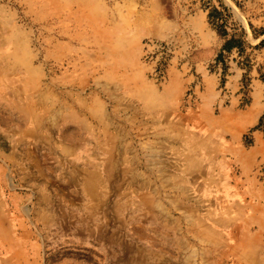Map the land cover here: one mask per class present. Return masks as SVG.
<instances>
[{
  "label": "rangeland",
  "instance_id": "obj_1",
  "mask_svg": "<svg viewBox=\"0 0 264 264\" xmlns=\"http://www.w3.org/2000/svg\"><path fill=\"white\" fill-rule=\"evenodd\" d=\"M203 28L264 87V0H0V264H264V165L245 167L264 110L237 117L264 94L219 98ZM169 37L157 84L141 42ZM200 74L225 119L195 115Z\"/></svg>",
  "mask_w": 264,
  "mask_h": 264
},
{
  "label": "crops",
  "instance_id": "obj_2",
  "mask_svg": "<svg viewBox=\"0 0 264 264\" xmlns=\"http://www.w3.org/2000/svg\"><path fill=\"white\" fill-rule=\"evenodd\" d=\"M197 15L196 17H194ZM202 15V16H200ZM194 16H190L194 18V22H197L195 25L194 22L193 26L194 28L200 27V21L201 17L204 20L205 19V13L202 12V14H197L194 13ZM191 18V19H192ZM176 21H173L172 23L175 24V27H181L182 22H188L189 19H183L182 16L178 17L176 16ZM191 21V20H190ZM186 28H189V26H185ZM202 27V26H201ZM200 27V28H201ZM149 33L156 34V31H149ZM193 35V41L196 47V51L191 57V60L193 61V64L195 66V69H197V66L207 60H210L212 58H215L217 55L220 53L227 51L231 48L229 45V42H226L225 35H219L217 34L214 30H206L205 28L200 29L199 32L196 31L195 34ZM250 56H253L252 54ZM255 60L251 61V64L247 67L246 69V76L247 80L249 81V86H251V89L247 91L246 96L249 97V106L251 103L258 99L260 96H263L264 94V87H253V82L255 81L254 76L257 74V68H258V63L255 62L252 64L253 61H256V58L254 57ZM203 67L201 66V69ZM230 72L227 78V81L225 83V87H227L229 91V103L232 102V100L237 101L238 95H237V79L240 76V72H236V70L233 67L229 68ZM255 74V75H254ZM201 75V82L203 84V89L201 91L202 97H199V104H198V112L195 113V115L198 117L201 115L200 113L204 109L205 114L207 117L210 116H215L219 118L220 120L225 119L228 113L227 108H223V106H220L216 112V114H213L210 112V109L212 108L213 104L216 102L217 98V93L215 91V86L213 87L211 84V80L206 74L205 76ZM258 105L256 107L252 106L249 110L245 111L244 114L240 113L237 114L238 117V123L240 127V131L248 129L250 126H252L256 121L258 116L263 112L264 110V104H261L260 101H258ZM230 105V104H229ZM225 107V106H224ZM261 135V134H260ZM259 139V140H258ZM257 144L255 146V150L250 152L246 158H245V167H251L256 164L258 165H264V144H260V138H258ZM253 140V139H252Z\"/></svg>",
  "mask_w": 264,
  "mask_h": 264
},
{
  "label": "built area",
  "instance_id": "obj_3",
  "mask_svg": "<svg viewBox=\"0 0 264 264\" xmlns=\"http://www.w3.org/2000/svg\"><path fill=\"white\" fill-rule=\"evenodd\" d=\"M181 43L182 48L184 49L181 50L180 55H182V53L185 54L188 49H191V45L187 39H183ZM176 49L178 48L176 47V40L173 37L163 40L145 39L141 42V60L147 65L148 75L154 83L161 84L165 81L166 70L175 57ZM232 58L236 65V60L240 59V56L237 52H233V56L222 52L219 58H212L205 64V70L214 76L216 87L219 92V98L223 100L227 99L228 96L225 83L229 71L228 64ZM183 64L186 65V61H182L181 65ZM238 69L240 70V76L237 79L238 101L243 104L246 98V89L249 87V82L245 75V70L243 68ZM193 81L194 86H198L200 81L196 78Z\"/></svg>",
  "mask_w": 264,
  "mask_h": 264
}]
</instances>
